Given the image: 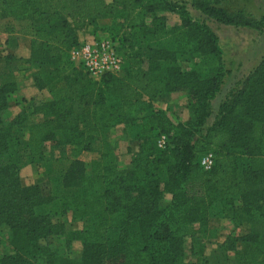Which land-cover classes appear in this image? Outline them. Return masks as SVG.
Instances as JSON below:
<instances>
[{
  "label": "trees",
  "instance_id": "obj_1",
  "mask_svg": "<svg viewBox=\"0 0 264 264\" xmlns=\"http://www.w3.org/2000/svg\"><path fill=\"white\" fill-rule=\"evenodd\" d=\"M222 1L212 0V6L191 0V5L223 25L264 27V15L255 21L242 12L227 13L216 8ZM161 8L177 13L181 25L167 30L165 18L156 14ZM7 16L12 20L0 31L31 39L26 64L36 67L33 85L46 90L51 101H31L40 121L28 122L23 110L5 124L16 85L10 79L0 83V237L8 236L0 264H186L180 226L198 224L206 233L218 213L247 229L237 240L234 264H264V58L226 94L203 130L222 83L217 37L175 3L0 0V20ZM147 17L149 24L143 22ZM85 28L120 45L115 48L123 60L119 74L94 82L70 60V50L79 44L77 32ZM169 42L180 54L187 49L192 59L201 57L199 62L181 72L164 46ZM122 49L131 54L125 57ZM175 92L186 93L191 117L176 125L166 112L151 110L152 101H167ZM117 125L139 143L126 171L117 170L107 142ZM13 126L16 132L26 128L29 164L40 165L48 142L69 147L68 156L48 159L46 181L21 184V165L10 159L20 145ZM161 136L167 141L159 149ZM83 151L99 154L88 172L77 160ZM208 153L213 166L204 171L200 159ZM164 194L171 201L161 207ZM65 212L85 222L81 231L67 234L68 243H82L76 261L51 246L64 232L59 217Z\"/></svg>",
  "mask_w": 264,
  "mask_h": 264
},
{
  "label": "rangeland",
  "instance_id": "obj_2",
  "mask_svg": "<svg viewBox=\"0 0 264 264\" xmlns=\"http://www.w3.org/2000/svg\"><path fill=\"white\" fill-rule=\"evenodd\" d=\"M107 2L110 0H106ZM171 3H175L181 9L187 13L188 18L198 24L206 25L217 37V48L219 51L220 71L222 73V83L219 86L214 99L220 101L213 104L211 101L212 115L207 119L203 130H205L213 121V118L217 112V106L219 102L224 100V97L232 89L239 88V84L259 65L264 58V27L261 29H253L249 27H235L223 25L215 20L206 17L200 11L192 7L191 0H166ZM213 6L212 0H206ZM215 6V5H214ZM166 8V7H165ZM161 8L156 14L157 16H163L165 18V26L167 30L173 27L181 25V17L177 13L169 12ZM216 8H221L227 13L242 12L247 18L259 21L264 15V0H223L220 4L216 5ZM11 18L5 17L0 20V27ZM150 17H147L143 22L145 24L150 23ZM15 26L17 22L12 21ZM19 25V23H18ZM85 30L84 33L91 34V28L81 29ZM79 30V31H81ZM78 31V32H79ZM77 32V37H78ZM100 37H109L102 34ZM79 41V38H78ZM115 48H119L120 45L116 40H110ZM167 50L173 53L174 61L177 64V69L181 72H188L193 68L194 62H199L200 58L192 59L193 54L189 53L186 49L184 54H180L178 48L171 42L164 45ZM125 57L131 54L128 49H122L121 51ZM198 55V53H197ZM70 57V55H69ZM71 60V59H70ZM126 72L130 71L129 65L125 66ZM37 74L36 67L33 64H26L23 68H20L19 75L23 79L18 84L19 88L10 97V104L13 106L15 103H22L21 111H26V117L28 122H38L41 120V116L33 113L32 100H35L37 104L51 101V95L43 90L38 91L34 89L33 75ZM27 76V77H26ZM31 80V83H30ZM16 85V84H15ZM178 92H175V94ZM174 94V93H172ZM186 94V93H185ZM21 96H25L21 100ZM146 103V99H143ZM153 111L164 110L171 116L170 120L176 125L184 123L190 120V112L187 108L186 96L184 100L177 99L176 97H169L164 104L160 103L159 98L151 102ZM162 109V110H163ZM20 111V112H21ZM165 112V111H164ZM19 114V113H18ZM17 114V115H18ZM141 114V110L138 112ZM17 115L10 114L9 116L3 115V121L5 124L14 119ZM27 126V125H26ZM17 127L13 126L12 133L18 138L20 145L16 154L11 156V160H17L21 165L19 177L21 184L25 186L35 185L47 180V170L45 164L50 158L68 156L70 149L68 146H56L53 142L46 143L42 148V154L39 164H29V154L25 148L27 142L26 128L20 127V130L16 132ZM124 125H117L111 128L107 133V142L110 150L115 158L116 167L119 171H126L131 168V160L139 153V143L136 140H132L128 134H124ZM165 137V136H164ZM166 139V138H165ZM167 141V140H166ZM158 147V146H157ZM99 159V154L92 151H83L77 157L86 172L89 171L90 163ZM162 181H165V177H161ZM171 201L170 194H164L160 202L161 207H165ZM217 219L212 222L213 229L206 231V233L199 232L198 224H193L190 227L180 226L179 235L183 236L186 247V264H234L235 253L234 250L240 249V243L237 241L241 236L247 233L246 226L235 225V221L226 215L221 213L217 214ZM59 222L63 226L64 232L55 236L52 239L51 246L59 254L68 257L72 260H78L81 251L82 243L77 240L70 241L69 243L67 234L72 231H81L85 222L73 221L70 212H65L59 217ZM8 242V236L6 232L0 237V253L6 250V243ZM198 248L201 253L196 254Z\"/></svg>",
  "mask_w": 264,
  "mask_h": 264
},
{
  "label": "built area",
  "instance_id": "obj_3",
  "mask_svg": "<svg viewBox=\"0 0 264 264\" xmlns=\"http://www.w3.org/2000/svg\"><path fill=\"white\" fill-rule=\"evenodd\" d=\"M69 55L71 61L94 82H99L108 75L119 74L123 63L122 57L106 37L91 42H79L78 46L70 50ZM165 144V137H159L158 148H164ZM200 166L204 171H209L213 166L212 154L208 153L202 156Z\"/></svg>",
  "mask_w": 264,
  "mask_h": 264
},
{
  "label": "crops",
  "instance_id": "obj_4",
  "mask_svg": "<svg viewBox=\"0 0 264 264\" xmlns=\"http://www.w3.org/2000/svg\"><path fill=\"white\" fill-rule=\"evenodd\" d=\"M84 31L85 30H81L78 32L79 42H91L102 37L99 36L98 38H95L87 32L84 33ZM30 54L31 39L29 37L21 36L16 33H4L0 31V83H4L10 79V81H13L16 84L18 89V84L23 79V77H20L19 75L20 68L26 66V61L30 57ZM30 79L32 80L31 77ZM31 85L33 87L32 83ZM34 89L37 90L35 87ZM185 96L186 94L184 92H178L176 94H170L169 97H176L177 99H181L182 102ZM24 97L25 96H21V100L25 99ZM215 101H220V98L217 100L214 99L213 104L215 103ZM164 102L165 101H160V103L162 104H164ZM218 104H220V102ZM21 105L23 104H20L19 102L15 103L13 106H11L10 104V106L5 110L4 115H17L22 109ZM162 109L163 108H161V111H165L167 116L171 118L169 113H167L166 110Z\"/></svg>",
  "mask_w": 264,
  "mask_h": 264
}]
</instances>
